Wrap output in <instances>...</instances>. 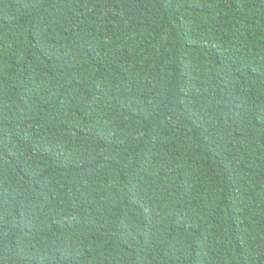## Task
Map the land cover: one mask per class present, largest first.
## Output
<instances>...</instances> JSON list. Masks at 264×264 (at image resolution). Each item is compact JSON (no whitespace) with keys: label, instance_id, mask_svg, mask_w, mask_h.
I'll return each instance as SVG.
<instances>
[{"label":"trees","instance_id":"obj_1","mask_svg":"<svg viewBox=\"0 0 264 264\" xmlns=\"http://www.w3.org/2000/svg\"><path fill=\"white\" fill-rule=\"evenodd\" d=\"M0 264H264V0H0Z\"/></svg>","mask_w":264,"mask_h":264}]
</instances>
